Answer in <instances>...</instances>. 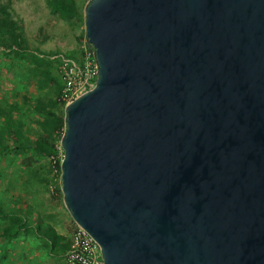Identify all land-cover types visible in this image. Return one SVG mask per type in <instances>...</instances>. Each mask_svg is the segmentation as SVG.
Segmentation results:
<instances>
[{"label": "water", "instance_id": "95a60500", "mask_svg": "<svg viewBox=\"0 0 264 264\" xmlns=\"http://www.w3.org/2000/svg\"><path fill=\"white\" fill-rule=\"evenodd\" d=\"M63 203L103 264H264V0H91Z\"/></svg>", "mask_w": 264, "mask_h": 264}, {"label": "trees", "instance_id": "16d2710c", "mask_svg": "<svg viewBox=\"0 0 264 264\" xmlns=\"http://www.w3.org/2000/svg\"><path fill=\"white\" fill-rule=\"evenodd\" d=\"M46 3L51 14L65 21L84 20L77 0H46ZM0 52L13 60V68L28 64L31 78L40 90L52 85L56 88V97L46 101L38 99L33 103L27 95L15 90L0 104V157H14L15 160L23 158L22 163L30 167L31 161H47L56 155V146L65 131V115L57 111L63 89L58 62L41 58L39 51L29 48L24 29L13 13L12 0L0 1ZM10 97H14L11 102ZM19 99L22 101L17 102ZM32 125L37 128L33 129ZM57 168L60 176V163ZM20 212L14 204L0 203V241L4 244L29 232L30 224ZM36 231L38 236L47 240L50 253L55 251V255H62L70 248L62 244L64 237L56 234L54 229L50 228L46 232L40 226ZM7 258L8 248L4 247L0 252V264Z\"/></svg>", "mask_w": 264, "mask_h": 264}, {"label": "rangeland", "instance_id": "374dc122", "mask_svg": "<svg viewBox=\"0 0 264 264\" xmlns=\"http://www.w3.org/2000/svg\"><path fill=\"white\" fill-rule=\"evenodd\" d=\"M0 1L7 2L8 0ZM90 1L77 0L83 14L86 5ZM12 7L15 17L24 29L27 45L31 50L39 51L41 58L51 60V57L60 54H65L68 57H75L77 55L79 47L85 39L84 20L65 21L58 15L51 14L46 0H12ZM12 64L13 60L0 52V104H2L4 98L10 96L15 90L23 95H27L33 103L38 99L46 101L56 97L54 85L44 90H40L36 86L34 79L31 78V72L27 69L28 64L22 67L17 66V68H13ZM29 68L31 69V67ZM54 73L56 74V71ZM13 100L14 97H10V102ZM20 101L22 100H17V102ZM60 104L57 111L65 115L66 106L61 102ZM28 119L30 120V116ZM32 127L33 129L37 128L36 125H32ZM31 131L33 130L31 129ZM60 142L58 141V144ZM23 161V158L15 160L14 157H0V203L4 204L8 202L13 193H18L22 196L19 190L22 189L20 186H24L25 183H21L19 186L16 184L19 182L14 181L12 175L26 172H33V174L34 172L41 173V167L45 168L43 174L47 176L50 192L62 196L61 175L59 176L57 164L55 165L49 158L44 162L31 161L30 165L28 164L30 167H25L21 165ZM24 210V208L23 210L21 209L20 214L29 222V232L26 231L18 240H14L15 242L12 241L6 244L5 248H8V257H11L9 249L13 248L16 251V253L12 251L13 260L7 262V264H15L14 261H18L19 264H65L63 254L51 255L50 250L45 249L43 246L47 240L43 242L39 240L40 236L37 235L36 231V228H40L39 224L41 221H39V217L29 215ZM34 224L37 225L35 226ZM13 242L16 245L12 244ZM21 242L23 244H20Z\"/></svg>", "mask_w": 264, "mask_h": 264}, {"label": "built area", "instance_id": "2783aa9c", "mask_svg": "<svg viewBox=\"0 0 264 264\" xmlns=\"http://www.w3.org/2000/svg\"><path fill=\"white\" fill-rule=\"evenodd\" d=\"M51 60L58 62V70L63 85L59 101L63 105L67 106L81 95L95 88L99 66L95 50L87 43L86 36L75 57L60 54L51 57ZM56 151V155L52 156L50 160L55 165L58 163L61 165L64 159L61 142L57 144ZM66 264H103L100 245L86 230L76 224L71 236L70 248L66 254Z\"/></svg>", "mask_w": 264, "mask_h": 264}, {"label": "crops", "instance_id": "0c3cea01", "mask_svg": "<svg viewBox=\"0 0 264 264\" xmlns=\"http://www.w3.org/2000/svg\"><path fill=\"white\" fill-rule=\"evenodd\" d=\"M39 161L44 162L45 160ZM21 165L24 164L21 162ZM44 169L45 168L43 167L40 169L42 174L39 172H34V174L33 172H26L22 174L20 173L19 175H12L14 181L19 182L16 183L19 186L21 183H25L24 186H20L22 189L19 190L22 196L18 193H13L10 200L4 204H14L16 208L19 209L20 207V211L24 208V211L28 212L29 215L39 217V221H41L39 225L42 227V231L47 232L50 228L54 229L56 234L64 237L65 240L62 244L70 246L71 236L75 229V223L64 206L62 196L50 192L47 176L43 174ZM34 225L36 226L37 224ZM39 240L42 242L45 241L42 237H40ZM14 242L12 244H15ZM20 244H23V242ZM43 246L47 249V242ZM4 247H6V244L0 241V250ZM68 250H66V252L62 255L64 257L65 264ZM12 251L16 253L15 249H9L11 257H8L3 264H7V262L13 260ZM54 252L55 251H53L51 255H55ZM14 263L19 264L18 261H14Z\"/></svg>", "mask_w": 264, "mask_h": 264}]
</instances>
